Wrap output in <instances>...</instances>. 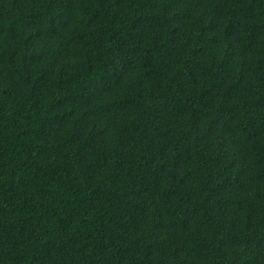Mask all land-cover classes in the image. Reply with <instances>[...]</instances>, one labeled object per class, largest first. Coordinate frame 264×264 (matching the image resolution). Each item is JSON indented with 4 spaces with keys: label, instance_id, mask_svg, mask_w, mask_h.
I'll return each instance as SVG.
<instances>
[{
    "label": "trees",
    "instance_id": "16d2710c",
    "mask_svg": "<svg viewBox=\"0 0 264 264\" xmlns=\"http://www.w3.org/2000/svg\"><path fill=\"white\" fill-rule=\"evenodd\" d=\"M0 264H264V0H0Z\"/></svg>",
    "mask_w": 264,
    "mask_h": 264
}]
</instances>
